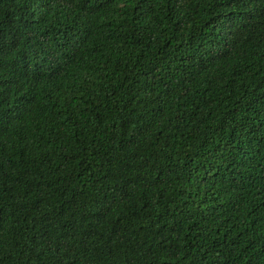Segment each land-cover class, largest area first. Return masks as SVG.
<instances>
[{
    "label": "trees",
    "instance_id": "16d2710c",
    "mask_svg": "<svg viewBox=\"0 0 264 264\" xmlns=\"http://www.w3.org/2000/svg\"><path fill=\"white\" fill-rule=\"evenodd\" d=\"M0 264H264V0H0Z\"/></svg>",
    "mask_w": 264,
    "mask_h": 264
}]
</instances>
